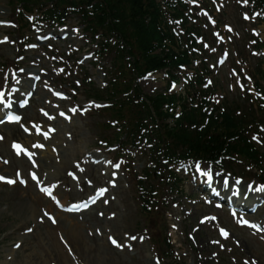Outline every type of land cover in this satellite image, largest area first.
<instances>
[{
    "label": "rangeland",
    "instance_id": "374dc122",
    "mask_svg": "<svg viewBox=\"0 0 264 264\" xmlns=\"http://www.w3.org/2000/svg\"><path fill=\"white\" fill-rule=\"evenodd\" d=\"M16 2L15 0L0 1V40L5 38L7 41L6 43L2 42V45H0V91L4 89L7 91L3 99L5 101L10 98L16 103L17 100L22 98L21 91L24 93L29 91L28 88H24L25 85H32L28 73L33 72L34 68L42 69L48 78L43 82V90L39 84H34L32 87L36 89L34 92L36 96L33 95L36 98L30 101L29 107L20 113L22 115L21 123L3 125L0 130L1 133H4V139L0 140L3 141L0 142V174L12 178L15 174L20 173L28 183L25 187L16 182H14V186L0 183V264H244L242 262L244 258L248 260L249 264H264V232L257 234L249 230L248 227L241 225L240 217H235L233 212L225 211L226 205L216 200L208 203L206 198L202 201L196 200L192 204L188 201L191 197V200L198 198L199 193L197 188L194 190L188 185L191 181L190 177L193 175L189 173L190 169L186 170L187 166H169L165 168V173L172 182L176 179L180 180V188L177 191L171 194L169 190H165L162 195L165 203L164 207L166 208V211H164L165 224L168 228L171 243L177 251L176 259L172 257L168 259L160 258V260L151 258V246L146 238H141V236L135 234L140 232L141 229L137 228V224L140 223L137 213L141 208L133 192L145 194V191L150 190L147 188L143 190L136 184H132L130 173L127 175L128 166L131 164L137 178L144 168H153L151 161L147 157H145V160L139 148L123 151L128 157L122 159L124 166L120 161H117L115 147H106L98 142L85 145L83 150L74 148L76 149L74 153L64 154L63 158L57 155L58 158H53L54 165L50 164L52 159L48 157V154H40V158L46 156L50 162L42 161L39 164L41 168H46V171L38 177L49 178L48 182L52 181V178L59 180L58 183L54 182L58 194H62L66 186L70 187L65 172L73 180L81 177L83 169L87 171L101 169L104 173L102 174L103 177L100 180H94V186L101 185L107 178L113 177L112 192L114 196L109 199L108 205L105 196L96 207L86 213L78 215L63 213V215L55 216L54 204L52 205L50 200L46 202L36 196L38 194L34 192L33 185L28 179L29 175L27 176L24 173L30 170L28 165L24 166L26 158L21 153L16 156L5 141L12 139L17 144L22 145L23 149L29 151L35 145L34 138L37 139L33 135L34 127L41 130L54 128V134L50 137L51 141L56 143L59 140L67 143L64 141L65 134L70 136L74 145H80L81 140L82 142L91 141L92 137L97 134L94 129V114L85 117L73 116L68 114L67 110L72 108L70 107L72 105L77 106L72 99L84 102L88 100L85 97L87 94L84 93L83 86L79 85L78 81L82 80L87 85L90 77L96 86L103 87L104 76L100 70L101 68L99 66L94 67L92 60L89 61L90 59L84 61V64L78 65L77 63L78 60L93 52L96 48L95 44L86 39L81 33L78 19L70 18L62 28L56 30L59 35L68 33L67 39L63 40L57 37L56 41H43L45 33L53 31L52 28L46 24L36 22L34 20L36 15L29 16L28 20L21 19V15L18 14L19 6ZM199 3V10L205 8V11L211 15L213 24H206L200 15H194L192 20L202 28V35L213 34L215 40L203 37L204 40L201 45L204 48L199 46V51L192 47L182 49L180 51L182 56L180 61L190 59H196L197 63L203 61L205 62L204 68L200 67L202 70L197 69L195 72L191 70L186 82L181 81L179 77L180 84H172L170 88H168L169 79L163 73L148 77L147 80L140 82V88L147 95L152 96L163 93L165 95H176L191 101L198 99L200 95L204 96L206 79H208L207 86H209L208 81L212 80L213 84L207 88V93L213 95L211 97L212 103L226 107V102L235 100L242 107V111L245 110L241 112L242 116L247 115V110L254 107L252 99L248 102V95L252 98H258L260 94H263L264 68L259 64L258 57L250 56L248 48L245 49L243 43L246 38L253 35L256 29H264V19H260L264 6L260 9L255 5L256 3L248 0L246 2L245 0H224L221 2L200 0ZM129 13L127 8H116L108 19L103 17L105 20L99 21L98 27L101 25L108 28L110 33L114 34L120 42H123L128 35V30L119 36L118 33L112 30L117 22L110 21V19L113 16L118 18L122 14ZM254 13L257 15L250 16ZM245 16L251 18L247 21ZM1 23L11 25L5 27ZM226 26L230 27L231 31L227 30L226 32L224 30ZM219 33L222 36L224 35L227 40L218 41ZM260 35L264 38V32L261 31ZM229 37L231 38L229 39ZM134 39L136 40L137 37L134 36ZM142 39L153 42L145 35L142 36ZM9 41L14 43L13 47L9 46ZM214 41H217V44H213ZM32 44L36 47L35 49L31 48ZM159 47L168 48V44L162 42ZM223 51H226L229 56L227 61H223L222 65H219L220 54ZM17 55L23 60L19 61ZM68 55L72 58H68ZM29 61L33 64L32 66L28 64ZM36 62H41L42 65H38ZM262 64H264V61ZM100 66L107 67V62H102ZM258 70H261L263 74L260 75ZM196 77L197 79L194 80ZM197 80L201 82H195ZM190 81L193 83L189 85ZM254 82H257L261 87L256 89ZM11 84L17 85V88L8 91L11 87L7 86ZM20 87H23V90L20 91ZM46 87H52L61 92L65 91L68 100L64 102L55 100L49 92H46ZM16 89L17 91H15ZM42 104L57 110H63L66 112L68 121L51 122L49 119L40 118V110L42 109L40 105ZM231 109L232 111L228 114V117H238L234 105L231 106ZM178 111L179 109L176 112ZM151 129H153L152 126ZM228 135L229 137L233 136L230 132H228ZM246 135L247 133L244 134L242 128L241 138H245ZM263 135L250 134L252 142L261 152H264ZM253 137L256 138L253 139ZM39 143L47 148L48 144L41 141ZM115 146L117 149H121L120 146ZM140 147L144 151H148V149ZM59 150L65 152L62 146ZM86 151L97 152L98 154H104L105 152L111 157L113 163L120 167L117 171H113L111 166L106 165L107 162L104 161H98L100 169L93 167L89 163V159L83 156ZM37 152L41 153L40 150H36L35 154ZM59 161H62V164L57 165ZM72 161H76L77 164L75 169L70 170ZM204 167L202 164V168ZM204 169L215 175L221 173L210 167ZM239 169L240 167H237L235 172L228 170V173H223V176L229 179L232 176L237 177L240 173ZM76 170L77 172H75ZM109 170L115 172L114 174H120L122 178L111 176ZM120 170L123 173H120ZM90 174L99 175L97 171ZM246 183L244 194L247 191L246 187H252L254 190L257 186L255 182L246 181ZM203 185L204 183H202V187ZM83 189L78 191V194L71 196L63 194V199L67 202L76 199L86 200L92 195L93 191L85 187ZM202 191L206 193L205 189H202ZM262 195H264L262 192L259 195L255 194V196L253 194L251 199L259 200ZM245 196H248V194L246 193ZM139 200L142 201L143 199L139 198ZM70 203H68V206L73 207L78 202ZM174 203H178V205ZM263 209H259L256 213L259 216L258 218H255L254 214L249 215L252 222L262 229L264 228L262 226L264 225ZM44 213L52 215L55 223L49 220ZM190 213H192L191 216L185 218ZM209 215H216V222L208 221L202 224L203 227L197 233L194 244L191 245L192 243L186 239L187 234L192 232L191 228L198 223V218ZM77 228L85 235L86 240L80 239L76 234L69 233L70 229L77 230ZM218 229L225 230L227 236L223 238ZM110 236L116 238L121 247L110 244Z\"/></svg>",
    "mask_w": 264,
    "mask_h": 264
},
{
    "label": "bare ground",
    "instance_id": "6f19581e",
    "mask_svg": "<svg viewBox=\"0 0 264 264\" xmlns=\"http://www.w3.org/2000/svg\"><path fill=\"white\" fill-rule=\"evenodd\" d=\"M0 1H6V0H0ZM10 1H12V0H10ZM34 24H36V23H34ZM87 24H99L98 22H87ZM99 27H101V28H103L102 30H104L105 32H106V30H105V28L103 27V26H101V25H99ZM225 30V29H224ZM261 31L262 32H264V29L263 28H258V29H256L255 31H254V33H253V35L252 36H249L248 38H246L245 39V41H244V45H245V49H247V48H249V49H251L252 50V54L250 55L251 57H258L257 59L260 61L259 62V64L260 65H262L263 66V68H264V64H262V62L264 61L263 59H264V56H262V54L264 55V38L262 37V35H260L261 34ZM227 32V31H226ZM264 36V35H263ZM218 37H219V40L218 41H226L227 39H225V36L223 35H221V33H219L218 34ZM166 38V37H165ZM165 38H161V40L162 41H164V39ZM231 37H229V39H230ZM94 40H96L95 38H93ZM3 42H7L6 41V39L5 38H3V40H2ZM97 41V40H96ZM0 42H1V40H0ZM94 43H95V41H94ZM186 44H189V42H185ZM168 44H170V43H168ZM213 44H217V41H214L213 42ZM218 45H220V44H218ZM31 48L32 49H35L36 47L32 44L31 45ZM173 49H177V47L174 45L173 46ZM41 51V50H40ZM262 51V52H261ZM167 53H168V55H172L171 54V51H169V50H167L166 51ZM261 52V53H260ZM257 54V53H260V55L259 56H255V54ZM94 54L95 55H100V54H105V56H107V55H109V56H113V54H112V50L111 49H106V51H104V50H101V49H98V50H95L94 51ZM18 56V55H17ZM173 56V55H172ZM174 57V56H173ZM18 58L20 59V56H18ZM68 58H72L71 56H69L68 55ZM18 59V60H19ZM23 59H20L19 61H22ZM25 60V63H27L26 62V59H24ZM38 65H42V63L41 62H36ZM148 63L149 62H147V61H143L142 62V64H141V67H142V69H146L147 71H150V70H152V71H160V70H166V71H170V72H172L173 74H177L179 77H180V79H181V81H185V80H187V78H188V75L191 73V71H189V70H186V69H179V70H174L170 65H168V66H166V67H155V66H151V67H147V65H148ZM28 64L30 65V66H32L33 64L29 61L28 62ZM259 65V66H260ZM28 66V65H27ZM259 66H257L258 68H259ZM40 67H42V66H40ZM43 68V67H42ZM260 69H261V67H260ZM33 71L34 72H36V74H37V76L39 77V82L40 83H43L48 77H46V74H45V72L42 70V69H39V68H34L33 69ZM259 71V73H260V75H262L263 73L260 71V70H258ZM158 74H160V73H158ZM33 76H34V74H33ZM32 76V77H33ZM34 77H36V76H34ZM211 84H213V81L212 80H210L209 81ZM254 83H257V82H254ZM78 84L79 85H81V86H83V90H84V93H86L87 95H89L90 97L88 98V100H85L86 102H84V101H80V100H76L75 101V99H72L73 100V102L77 105L76 107L74 106V105H72V106H70V107H72V108H70V109H68L67 111H71V113L73 114V115H75V116H77V115H79V116H81V117H85V116H87V115H90V116H92L93 114V116H94V121L99 125V126H101V127H107L106 126V121L108 120V119H106V117L108 116L107 114H108V112H109V110H108V108L107 107H104V106H101V105H99V103L97 102V103H94V104H92V103H90L91 101H89V99L90 98H93L94 96H92V95H90L89 94V90L87 89L88 88V84L87 85H85V82H83L82 80H80V81H78ZM26 87H24L25 89L26 88H29L27 85H25ZM44 86V85H43ZM11 87V86H10ZM23 87H20L19 88V90L21 91V90H23ZM87 87V88H86ZM51 89H52V87L49 89V91H51ZM9 90H12V89H9ZM65 92V91H64ZM66 93V92H65ZM52 94H54L55 96H56V98H57V100L58 101H60V102H64V101H67L68 99H67V96L66 95H64L61 91H58V90H53V93ZM34 96H36V95H34ZM140 96V95H139ZM99 97V98H98ZM120 98V99H122V100H128V96L126 95V93H124V92H122V93H120V94H118V96H110V99H111V101H115V100H117L118 98ZM95 98H98V100H101L102 98H103V95H100V96H95ZM94 99V98H93ZM252 99V96H249L248 95V102L250 101ZM34 99H31V101H33ZM41 100V99H40ZM95 100V99H94ZM45 101V100H44ZM45 102H47V101H45ZM70 102V101H69ZM147 104H150V103H147ZM41 107L40 108H42L41 110H40V118H45V119H49V117H52L51 119H49L51 122H57L58 120L59 121H63V122H66V121H68V118H67V116H65V114L64 113H66V112H64L63 110H61V109H54V108H52V107H49V106H46V105H40ZM39 108V109H40ZM75 108V111H72V109H74ZM145 108L146 109H148V107L145 105ZM38 109V110H39ZM219 109H222V107H220ZM6 113V111L3 109V107H2V105H0V118L1 117H3L4 116V114ZM45 113L47 114V115H45ZM61 113H63L64 115H61ZM163 113V111L162 110H160V109H158L157 111H156V114H162ZM254 116V115H253ZM245 118V117H244ZM103 120V121H102ZM238 119H236V118H232V121H237ZM22 121V120H21ZM21 121L19 122V124L21 123ZM109 121V120H108ZM9 122V121H8ZM238 122H239V120H238ZM9 123H11V122H9ZM9 123H4L3 125H10ZM120 126L119 125H117V126H114V127H110L111 129H118ZM224 128H226V130H227V127L225 126V125H220V124H218V123H215V124H205V125H201L200 127H197V128H195L193 131H191V133L196 137V138H198V141H201V142H204L203 144H206L207 142H213L214 143V139H215V143H217V142H219V140H221V142H219V143H221V148H223V149H227L228 150V152H232V153H234L235 152V150H232V149H228L229 148V144H230V142H231V140L227 137V135L225 134V132L224 131H226V130H223ZM54 129V128H53ZM222 132V136H220V133ZM49 133H50V131L48 130V132L46 131V130H43V134H42V137H40L39 136V133H37L36 131H34L33 132V135H34V137H37V140H36V145H41L39 142L41 141V142H43L44 144H48L47 145V149L45 150V152H47V153H44V151L43 152H41L43 155H45V154H48V157L49 158H51L52 159V162L50 163L51 165H54V161H53V158H55L54 156H53V153H51V151H55V150H57L58 151V153H61L63 156H64V154L66 155H69L68 153L70 152V153H74V151L76 150V149H84V146L85 145H90V144H96L98 141H85V142H82V140L80 141L81 143H80V145H74L73 144V141L70 139V136L69 135H67V134H65L64 136L66 137L65 139H64V141L65 142H67V143H63L62 142V140L60 141H58L57 143L56 142H54V141H51L52 139H50V138H48V135H49ZM37 135V136H36ZM215 135H217L216 136V138H215ZM183 136V135H182ZM34 141H35V139H34ZM127 142H128V144L129 145H133L135 142L133 141V140H127ZM5 143H7V145H8V147H13V144H16V142L14 141V140H12V139H10V140H7V141H5ZM102 144L103 145H115V142L114 141H103L102 142ZM189 145V144H188ZM22 146V145H21ZM63 147L64 149H65V152H63L62 150H59V148L60 147ZM227 147V148H226ZM74 148H76V149H74ZM35 149H36V147H35ZM35 149H30L31 150V154H30V158H27L25 161H26V163L24 164V166H26V165H28V166H31V168H32V171H33V173H32V175H30L31 174V172L29 171V172H24L25 173V175H29V177H28V179L30 180V183L33 185V188H34V192H35V194H38V195H36L37 197H40V198H42V199H45L47 196L46 195H51L52 197H50L49 199L50 200H52V202L54 203L55 201H59V204H61V205H65V203H66V201L61 197L63 194H65V193H74L73 191H67V190H65L64 189V191L62 192V194H58V190L56 189V187H55V185H54V182L55 183H57V181H56V179H54V178H52L51 180L52 181H49L48 182V179L49 178H44V177H38V178H35V179H33V176H35V175H42V174H44L45 173V171L46 170H44L43 168H41V166H39L38 164H41V162L42 161H46V162H50V160H49V158H40V156L38 157V159L39 160H37L36 159V164H35V158H33L34 157V154H35ZM51 150V151H50ZM56 151V152H57ZM50 153V154H49ZM189 153V152H188ZM16 154V153H15ZM41 154V155H42ZM16 156H18V154H16ZM53 158H52V157ZM38 161H40V162H38ZM60 164H62V163H60ZM206 179L203 177V179H202V181H203V183H204V181H205ZM198 181H200V178H199V180ZM218 186V189L215 191V193H217L219 190H221V191H223V192H227V190L225 189V188H223L222 186H221V182L220 183H218V181H214L213 182V186H212V188L213 187H215V186ZM242 187V190H243V186H241ZM41 189H47V192H45V191H42ZM33 190V189H32ZM254 192H255V194H258L259 195V192L258 191H252V193L254 194ZM50 193V194H49ZM242 196V195H241ZM243 197V196H242ZM240 198V197H239ZM243 199H244V197H243ZM247 202H248V200H246ZM245 205H250V206H252V204H250V203H244ZM244 204H242V205H244ZM55 216H59L58 215V213L57 212H55ZM107 218V217H106ZM77 230L78 231H80L78 228H77ZM77 230H73V229H70L69 230V233L70 234H76V235H78L79 236V238L80 239H82V240H86L87 238L85 237V235L81 232H78ZM76 232H78V233H76ZM86 234V233H85ZM88 234V233H87ZM97 235V234H96ZM73 254H75V252H73ZM244 260H246V259H244ZM244 264H245V261H242ZM247 264H249L248 262H246Z\"/></svg>",
    "mask_w": 264,
    "mask_h": 264
},
{
    "label": "trees",
    "instance_id": "16d2710c",
    "mask_svg": "<svg viewBox=\"0 0 264 264\" xmlns=\"http://www.w3.org/2000/svg\"><path fill=\"white\" fill-rule=\"evenodd\" d=\"M103 4L105 7L111 10H115L118 7L131 8L132 15L133 13H135L136 15L140 16V20L139 21L133 20L131 26V31L133 32V36L137 37L136 40L137 43L134 46H132V50L134 51L132 56L133 69L136 73L146 70V69H142L141 67L143 61L149 62L147 67H151V66L156 67L159 64V61H157L156 58L150 56L149 54L150 49L152 47L151 41H144L142 39V36L145 35L149 37L150 40H157L161 43L162 37L159 32L160 30H158L157 29L158 27L156 26L157 20H152L153 22H151L150 19L148 18V15L144 12L145 9L153 7V4L146 2H143L142 4L141 0H123V1L103 0ZM111 10L110 12H112ZM150 13H152V15H156L155 12H150ZM143 21L148 25L146 26ZM115 30L121 34L123 33L122 30L119 28H115ZM226 127L227 130L225 133L227 137H229L228 132H230L232 135H236L238 130V124L236 121H232L231 119ZM210 149L211 148L204 149V152H207L208 150L213 151L212 149L211 150Z\"/></svg>",
    "mask_w": 264,
    "mask_h": 264
},
{
    "label": "snow or ice",
    "instance_id": "6c2138e0",
    "mask_svg": "<svg viewBox=\"0 0 264 264\" xmlns=\"http://www.w3.org/2000/svg\"><path fill=\"white\" fill-rule=\"evenodd\" d=\"M245 2H246V0H245ZM245 19H248V17L247 16H245ZM227 27V26H226ZM228 31H231V28H228ZM205 47H207V45H205ZM255 54V53H254ZM222 62V61H221ZM3 94L2 93H0V96H2ZM0 102H2V101H0ZM72 111H75V109H72ZM45 115H47L46 113H45ZM61 115H64L63 113H61ZM52 117H49V119H51ZM17 120L19 119L18 117L16 118ZM25 131H27V129H25ZM256 137H253V139H255ZM0 139H2V137H0ZM36 147H41V145H36ZM13 148L16 150V152H17V154L19 155L21 152H24L25 150L19 145V144H13ZM197 170L199 171V165H197ZM201 175H205V176H207L208 177V179L209 180H211V174L210 173H208V172H201L200 173ZM70 175H71V173H70ZM36 177L35 176H33V179H35ZM2 180H4V177H0V181H2ZM8 184H12L13 183V181H11V180H7L6 181ZM225 183H227V181H225ZM237 183H239V181H237ZM42 191H45V192H47V189H41ZM259 191H264V186H262L260 189H258ZM103 189H101V195L103 194ZM50 194V193H49ZM45 215H48L47 213H45ZM48 219L49 220H52V222L53 223H55V220L51 217V216H48ZM242 223H244V224H247V221H242ZM252 227H256L255 225H251ZM259 230V229H258ZM221 235H223V236H227V233L224 231V230H221ZM133 239H135V237H133ZM109 240L111 241V243L114 245V246H116V247H121V245L120 244H118L117 243V241L114 239V238H112L111 236L109 237Z\"/></svg>",
    "mask_w": 264,
    "mask_h": 264
}]
</instances>
